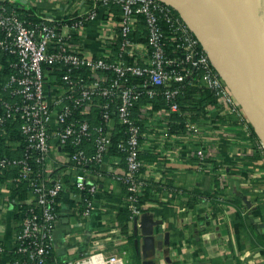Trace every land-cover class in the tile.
<instances>
[{
	"label": "built area",
	"instance_id": "built-area-1",
	"mask_svg": "<svg viewBox=\"0 0 264 264\" xmlns=\"http://www.w3.org/2000/svg\"><path fill=\"white\" fill-rule=\"evenodd\" d=\"M13 2L0 0V53L9 69L0 81V193L17 207L12 189L24 183L27 197L21 202L26 207L14 234L17 258L11 264H52L57 204L65 190L62 179L52 176L54 163L65 166L72 177V194L82 216H90L100 178L109 174L125 187L121 207L128 211L127 223L136 222L144 210L140 197L149 185L141 159L145 123H161L167 135L177 114L183 118L186 135L200 133L201 127L191 120L194 113L182 111L177 102L183 87L194 83L195 74L216 100L198 122L208 119L213 107L236 118L245 129L252 126L198 38L171 6L159 0H102L108 8L118 7L119 13H105L106 22L98 27L103 52L92 55L81 52L74 38L99 17L96 9L71 20L63 31L61 25L21 17ZM133 32L145 41L136 40ZM167 38L173 42V56L166 51ZM156 97L166 106L154 109L150 100ZM143 98L147 101L136 109ZM94 110L96 125L90 121ZM116 123L123 126V139L116 145L117 154H110ZM15 133L25 144L20 148L14 140L9 156L2 141ZM86 141L91 142L90 153L82 147ZM66 145L74 151L65 152ZM257 147L264 165V145L258 136ZM191 156L201 169L207 158L204 149L198 147ZM106 161L111 168L102 170ZM3 252L0 242V257ZM54 264H124V260L92 252Z\"/></svg>",
	"mask_w": 264,
	"mask_h": 264
},
{
	"label": "crops",
	"instance_id": "crops-1",
	"mask_svg": "<svg viewBox=\"0 0 264 264\" xmlns=\"http://www.w3.org/2000/svg\"><path fill=\"white\" fill-rule=\"evenodd\" d=\"M11 6L30 18L61 25L63 31L65 24L96 9L99 17L74 38L81 52L92 55L103 52L98 27L105 13H119L113 6L102 5V0H14ZM197 123L201 131L196 135H186L184 129L165 135L161 123H145L143 173L149 185L158 189L125 231L117 219L123 196L120 182L109 174L100 178L86 218L73 197L72 177L65 166L54 163L52 176L62 179L65 190L58 199L49 262L104 252L117 255L124 264H264V165L257 138L251 127L245 129L217 108L210 107L208 119ZM198 147L207 155L201 169L191 156ZM105 164L102 170L111 168L108 161ZM121 168V164L115 167ZM206 194L210 197H201ZM16 209L0 193L4 247L0 264L17 258L14 234L20 221Z\"/></svg>",
	"mask_w": 264,
	"mask_h": 264
},
{
	"label": "water",
	"instance_id": "water-1",
	"mask_svg": "<svg viewBox=\"0 0 264 264\" xmlns=\"http://www.w3.org/2000/svg\"><path fill=\"white\" fill-rule=\"evenodd\" d=\"M171 6L188 24L211 57L222 78L239 102L254 132L264 145V90L256 79L255 63L242 48L234 33L237 20H232L226 5L218 15L225 37L213 23L212 13L202 8L204 0H159ZM225 3V1H224ZM228 13V15H227ZM217 14V13H216ZM215 14V15H216ZM232 25V26H231Z\"/></svg>",
	"mask_w": 264,
	"mask_h": 264
},
{
	"label": "trees",
	"instance_id": "trees-1",
	"mask_svg": "<svg viewBox=\"0 0 264 264\" xmlns=\"http://www.w3.org/2000/svg\"><path fill=\"white\" fill-rule=\"evenodd\" d=\"M117 11H119L118 7H115ZM14 9V8H13ZM21 17L23 18H27L29 19L30 17L26 16L24 13L22 14L21 12L17 11L16 9H14ZM33 21H42L39 18H30ZM142 24H139V27H141ZM164 34L166 36L170 35V31L169 28L167 26V24H163L162 25ZM134 38H136V40L138 41H145V38H141L139 36L138 33L133 32ZM174 47L173 42L171 40H169L168 38L166 39V51L170 56H173L172 52V48ZM0 65L3 66V69L0 71V81L3 82V80L5 79V77L7 76V74L9 73V69L6 65V61H5V55L0 53ZM194 83L192 85H185L183 87V92L182 94L177 98V102L180 105V108L182 111L187 110L188 112L194 113L191 116V120L197 122V120L202 117L204 118L207 111H208V107L211 104L215 103V98L214 96L207 90L205 89L203 86H201L199 84L198 81V75H194ZM145 101H147L145 98H143L140 102H138L135 106V108L137 109L142 103H144ZM152 102V107L154 109H158L161 107H165V102L162 98L160 97H156L150 100ZM91 123L93 125L99 124V119L97 118V113L95 112V110L93 111V113H91ZM18 123H16L15 125L17 126ZM251 127L252 133L253 135L257 138L253 127ZM184 129V121L182 116H178L177 114H174L172 116L171 119V123L169 124V129H168V134H175V133H180L182 132ZM122 130H123V126L119 125V124H115L114 129L112 131V135H111V146H110V154H117V149H116V145L119 141H121V139H123L122 137ZM11 133V132H9ZM16 140L19 143L20 148H22L24 146V141H23V137H21L18 133L14 134H10L9 136H6V138H4V140L2 141V147H4L2 150H4L6 155L11 156L12 155V151L8 148L12 146L13 141ZM82 147L86 149V151L88 153L91 152L92 149V145L91 142H83ZM65 152H72L74 151V148L70 145H66L62 148ZM17 155H19V153L16 152ZM13 171V170H12ZM154 184V183H153ZM72 190H75L73 185H71ZM123 186V185H122ZM154 186V187H153ZM123 195L125 194V187L123 186ZM155 189H158L157 187H155L154 185H149L143 192V195L140 197V202L143 204L145 201L147 200H153V192ZM153 190V191H152ZM13 194L16 195V199L18 201L17 204V213L15 214L16 219L21 221L23 218V211L25 209V204L21 203L23 202L26 197V186L24 183H21L16 189H12ZM193 199L194 197H196V195H192ZM205 198H209L210 195L206 194V195H201V197ZM192 199V198H190ZM157 201V200H155ZM158 202V201H157ZM160 206L162 205V203H158ZM161 209V207H160ZM159 210V209H156ZM157 212V211H156ZM161 213V212H160ZM129 218V214L128 211L125 208H120L118 209L117 212V219H118V223L120 225V228L125 231L126 226H127V221Z\"/></svg>",
	"mask_w": 264,
	"mask_h": 264
},
{
	"label": "rangeland",
	"instance_id": "rangeland-1",
	"mask_svg": "<svg viewBox=\"0 0 264 264\" xmlns=\"http://www.w3.org/2000/svg\"><path fill=\"white\" fill-rule=\"evenodd\" d=\"M212 3L214 12L213 16L216 13L222 12L225 9H221L222 6L225 8V0H210ZM204 3H207L208 0H204ZM258 0H240V13L237 22V27L234 30L236 37L239 38L242 48L250 55V58L255 62L254 71L256 79L260 83V87L264 90V30H263V19L259 17V8ZM260 8L262 9L264 15V4L261 3ZM244 13V16H243ZM247 13H253L251 19L246 18ZM228 15V13H227ZM252 14H250L251 16ZM231 17V16H230ZM232 26V25H231ZM244 33L249 36L250 43L244 38Z\"/></svg>",
	"mask_w": 264,
	"mask_h": 264
},
{
	"label": "bare ground",
	"instance_id": "bare-ground-1",
	"mask_svg": "<svg viewBox=\"0 0 264 264\" xmlns=\"http://www.w3.org/2000/svg\"><path fill=\"white\" fill-rule=\"evenodd\" d=\"M258 1H259L260 5H261V3L264 4V0H258ZM212 3L210 0H208V2L206 4L202 5V8L207 9V12L214 14V12H216V11L213 9ZM225 5H226L228 12L230 13L232 20H238L239 13H240V0H225ZM260 5H259V8H257V11L259 12V17L261 16V18L263 19L262 22H263V30H264V15H263L262 9L260 8ZM250 14H252V15L250 16ZM217 15H218V13L215 16H217ZM243 16H244V13H243ZM252 16H253V13H247L246 18L251 19ZM213 23L218 28V30L220 31L222 38H224L225 37L224 27L222 25V21L219 18V16L213 18ZM243 34H244L245 40L247 41L246 43H250V41L248 40L249 36L244 32H243ZM210 59H211V57H210ZM263 59H264V57H263ZM214 65H215V63H214Z\"/></svg>",
	"mask_w": 264,
	"mask_h": 264
}]
</instances>
